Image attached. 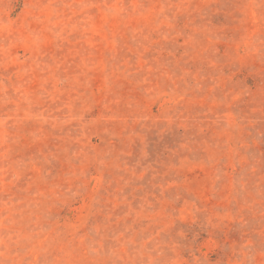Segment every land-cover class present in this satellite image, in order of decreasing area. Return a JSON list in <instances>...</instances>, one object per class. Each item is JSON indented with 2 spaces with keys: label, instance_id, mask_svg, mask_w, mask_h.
I'll use <instances>...</instances> for the list:
<instances>
[{
  "label": "rangeland",
  "instance_id": "374dc122",
  "mask_svg": "<svg viewBox=\"0 0 264 264\" xmlns=\"http://www.w3.org/2000/svg\"><path fill=\"white\" fill-rule=\"evenodd\" d=\"M0 264H264V0H0Z\"/></svg>",
  "mask_w": 264,
  "mask_h": 264
}]
</instances>
